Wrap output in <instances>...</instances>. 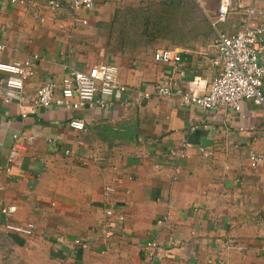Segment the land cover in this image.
<instances>
[{
    "label": "crops",
    "instance_id": "0c3cea01",
    "mask_svg": "<svg viewBox=\"0 0 264 264\" xmlns=\"http://www.w3.org/2000/svg\"><path fill=\"white\" fill-rule=\"evenodd\" d=\"M164 1L182 4L96 0L91 10H53L48 0H0V58L39 56L24 103L45 81L93 64L115 65L125 85L105 107H39L23 116L27 108L0 100L1 165L13 134L22 136L10 170L0 172V208L15 205V222L54 234L49 252L82 263L264 264V165L251 168L247 159L250 150L264 153V106L247 100L238 111H210L181 102L189 79L210 81L220 69L212 65L214 36L204 47L191 35L164 46L180 50L176 65L153 60L159 47L141 39L143 13ZM217 2L209 0L211 27ZM185 11L195 32L196 13L191 24ZM245 23L264 29V0H233L220 24L234 31ZM168 82L174 93L157 95L154 87ZM73 118L85 129L70 127Z\"/></svg>",
    "mask_w": 264,
    "mask_h": 264
},
{
    "label": "built area",
    "instance_id": "2783aa9c",
    "mask_svg": "<svg viewBox=\"0 0 264 264\" xmlns=\"http://www.w3.org/2000/svg\"><path fill=\"white\" fill-rule=\"evenodd\" d=\"M96 0H48V6L57 10L63 6L70 9L91 10ZM199 1V0H196ZM233 0H218L215 17L212 21L214 39L212 48L215 57L212 65L220 69L213 79L194 76L189 79L179 97L183 104H195L206 110L228 109L238 111L240 103L252 101L255 105L264 106V29L258 25L245 23L234 31L217 28V23H223L232 10ZM248 15L255 14L248 9ZM74 21L86 24L87 20L74 16ZM5 45L0 42V55ZM39 56L34 55L22 61H4L0 58V100L3 103L17 102L23 110V116L34 113L39 107H62L76 110L80 107H105L106 96L125 90L120 81L118 69L110 64H93L85 68L69 69L60 80H48L37 86L33 94L27 95L29 103H24L25 84L32 75L33 67ZM156 63L176 65L181 61V52L175 47L158 48L152 55ZM154 90L159 96H169L174 93L170 82L156 85ZM68 125L74 129H85L80 118L69 120ZM22 136L15 133L12 136L13 149L9 161L0 164V172L10 170L11 160L15 157V150L21 143ZM29 141L33 140L31 135ZM251 168L264 165V153L250 150L247 155ZM113 191L112 186L105 187V193ZM16 206L6 205L0 208L2 225L7 232L28 236L33 233L34 224L30 221L15 222ZM111 211L108 210L107 214ZM147 246L155 249L156 242L150 241Z\"/></svg>",
    "mask_w": 264,
    "mask_h": 264
},
{
    "label": "rangeland",
    "instance_id": "374dc122",
    "mask_svg": "<svg viewBox=\"0 0 264 264\" xmlns=\"http://www.w3.org/2000/svg\"><path fill=\"white\" fill-rule=\"evenodd\" d=\"M182 4L179 6H170L166 1L159 5H149L147 12L143 13V41L157 45L159 48L173 45L174 42L189 41L199 46H206L214 36V27L210 26V17H212V6L209 7V0H178ZM186 4V5H184ZM188 10L191 13V24L194 23L192 15L196 13L195 32L191 28L188 30ZM221 29L222 24H216ZM194 32V35H193ZM3 207V206H2ZM51 207V206H50ZM109 210V209H108ZM107 210V211H108ZM107 211L105 212L107 214ZM111 211V210H110ZM42 228L38 233L28 236H22L7 232L0 224V264H91L94 263L93 257L85 262L82 258L76 259L57 256L49 252L52 247L50 238L54 235L45 232ZM50 249V250H49ZM47 255V256H46ZM101 261L103 256L94 257ZM108 261H102L101 264H108Z\"/></svg>",
    "mask_w": 264,
    "mask_h": 264
}]
</instances>
